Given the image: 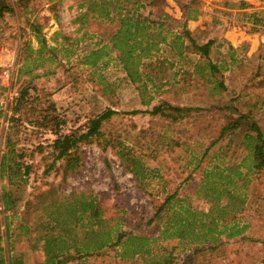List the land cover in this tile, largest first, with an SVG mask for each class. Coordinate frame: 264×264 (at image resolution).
Listing matches in <instances>:
<instances>
[{"label": "rangeland", "instance_id": "obj_1", "mask_svg": "<svg viewBox=\"0 0 264 264\" xmlns=\"http://www.w3.org/2000/svg\"><path fill=\"white\" fill-rule=\"evenodd\" d=\"M8 1L14 12L5 15L0 21V156L6 151V135L10 134V139L17 144L16 149L24 156L22 162L30 170L25 184L18 187L11 188L5 179L0 180V206L3 188L12 189L20 197L16 203L17 209L22 208L25 202L27 206L39 204V214L44 220L38 217L37 223L41 226L46 224V213L55 210L56 217L63 222L67 220L65 224L68 225L65 227H70L76 219V206L72 202L92 195L96 198V210L99 209L102 217L109 220L107 226L116 223L121 233L140 234L149 238L158 237L163 223L171 214L167 210L165 214H160V219H154L167 195L176 193L177 199L184 200L196 210L206 212L209 205L200 197L197 187L204 170L223 166L221 147L217 143L213 144L217 139L218 128L225 122L227 115L220 107L227 104L231 96L242 95L243 99L251 100L250 104H256L257 108L252 115L255 120L264 124V86L259 79H255L252 84L256 87L246 88L251 84L249 80L254 79L252 75L259 64V54L264 53V47L260 49L264 46L263 35L256 34L252 37L244 34L250 28L246 17L253 11H238L239 0H196L198 5H192V0H163L164 5L152 8L154 20L163 12L177 21L182 18L181 5H189L199 13L196 21L187 22V25L191 31L202 30L205 35L199 34L200 41L215 39L217 42L225 40L223 36L226 35L235 44L238 39L240 46L237 47V56L240 57L243 68L238 71L235 66L227 65L223 81L228 90L220 95L212 92V85L200 76L184 74L194 70L193 64L198 60L194 56L181 59L167 55V64H171L172 68L164 67L165 71L153 80L152 85L156 88L147 84L146 91L130 83L113 54L109 56L106 66L98 72L83 67L80 64L82 58L106 43V29L109 27L108 21L98 19L93 22L89 18L87 25L90 27L85 25L78 30L74 20L77 14L84 11L79 7L87 5L85 0H28L23 3V0ZM135 1L131 0V3ZM131 3L123 4L124 8L131 11ZM260 6L264 7V3ZM257 7L258 5L253 6ZM148 10L150 8L144 13L147 14ZM33 22L42 27L41 34L46 38L48 46H57L52 41L57 33L72 40L82 38L77 45L68 48L74 51L68 63L61 47H57L50 55L47 50L38 54L40 47L29 28ZM252 32L251 30L250 33ZM56 39L57 42L62 40L60 36ZM251 47L252 50L254 47L253 51ZM220 50L227 51V46L223 43ZM24 57L26 60L22 61L21 58ZM49 57L54 59L49 60ZM212 60L217 63L216 56ZM29 71L31 73L27 75L26 72ZM98 73L102 82L95 75ZM31 75L38 77L32 80L34 88L29 91V95L38 98L48 95L57 114L65 120L64 126L55 129L53 123L47 128L38 124L42 110L47 107L43 100L32 111H22L15 115L17 122H9L13 116L11 108ZM175 75V80L185 79L191 88L186 92L182 91L180 85L185 82L180 85L173 83ZM165 82L169 85L158 88ZM146 101H149V105H144ZM160 101L178 107L200 108L203 111L193 112L177 123L151 117L147 113L130 114L135 110L149 111ZM107 109L114 110L117 114L102 124L103 136L100 139L89 144H79L80 166L63 181L64 161L54 160L57 154L55 146L61 148L64 138L72 130L80 128L85 131L87 120ZM143 130L147 132L145 136L140 134ZM115 136H119L129 148H134L137 143L142 145L143 149L138 151L140 162L149 170H156L157 175L148 173L144 185L140 186L111 146L109 141ZM66 151H71V148ZM152 155H156V159ZM233 162L238 161L233 160L231 163ZM238 191L247 196L248 208L249 199L256 192L254 184ZM59 201L70 204L61 205ZM54 202L58 204L52 208ZM44 207L48 209H43ZM250 208L253 209L254 205L251 204ZM26 211L32 215L36 210ZM0 215H3L1 211ZM17 219L12 223L22 222L20 217ZM86 221L88 217H85L83 223ZM249 221L251 225L244 234L246 239L225 241L222 238L223 244L212 255L206 250L197 251L211 245L187 248L186 243L178 239H159L150 244V248L157 254H171L172 264H247V256L257 259L255 264H259L264 257V225L255 217ZM76 230L79 231L78 228ZM84 232L85 229L78 232L76 239H81ZM26 233L19 229L12 232L15 240L21 238V242L15 245L17 253L27 252L29 245L23 242V234ZM4 234L3 230V238ZM52 235L54 233L49 236ZM71 254L73 256V251ZM108 254L114 253L110 250ZM39 256L37 254L32 259ZM89 260L82 259L84 264ZM104 261H91L89 264H105ZM68 264H76V261Z\"/></svg>", "mask_w": 264, "mask_h": 264}, {"label": "trees", "instance_id": "obj_2", "mask_svg": "<svg viewBox=\"0 0 264 264\" xmlns=\"http://www.w3.org/2000/svg\"><path fill=\"white\" fill-rule=\"evenodd\" d=\"M85 1L87 5L79 7L84 11L77 14L74 20V24L78 25V30L87 25L89 18L93 22L98 21V19L109 22V27L106 29L108 33L106 43L91 51L80 61L83 67L93 72H98L101 68H104L109 56L113 54L130 83L138 89L146 91L147 84L152 85L154 78L165 71L164 67L172 68L171 64H167L169 62L166 58L167 55L181 59L194 56L198 58L197 62L193 64L194 70L192 72L186 71L184 74L186 76H200L206 83L212 85V92L222 95L228 90L223 81V72L227 71V65L235 66L238 71L243 68L240 64L241 59L237 56L238 48L232 47L226 40L222 39L217 42L215 39L205 41L201 39L200 41L199 34L205 35L202 30L190 31L188 29L187 22L196 21L199 13L197 10H192L189 5H181L182 18L176 21L163 12L155 20L152 18V8L164 5L163 0H136L133 3H131V0H114L115 2L109 0ZM21 2H28V0ZM126 3H131V11L124 8L123 4ZM191 4L198 5L196 0H192ZM248 7V4L243 1L238 4L239 10ZM148 8L150 10L145 14L144 11ZM140 10L142 11L139 12ZM13 12L14 10L8 0H0V21L5 15H11ZM250 17L252 31L264 36V12L261 14L253 13ZM29 28L40 47L38 54H41L43 50H47L50 55V53L53 54L56 51L57 47H61L60 49H63L66 54V63L74 55L73 49L68 48H71L74 44L77 45L82 40V38L72 40L68 36L57 33L52 38L57 46H48L46 38L41 34L42 27L39 24L33 22L29 25ZM57 36L62 38L61 42H57ZM223 43L227 46L225 52L220 50ZM263 47L261 46L260 49ZM214 56L217 57V63L212 60ZM52 59L54 58L49 57V60ZM258 59L259 64L252 75L254 79L249 80L251 84L246 88L256 87L252 84V80L255 79H259L262 86H264L263 52L259 54ZM21 60L25 61L26 57L21 58ZM26 73L30 75L31 72ZM95 75L99 78V82L103 81L99 73ZM176 75L173 83L180 85V83L185 82L182 86L180 85V89L185 92L188 91L191 86L186 83L185 79L175 80ZM37 77V75H31L26 82V86L21 91L15 105L11 108L13 116L9 122H17L18 119L14 118L15 115L21 114L22 111H32L43 100L47 107L42 110L43 114L38 124L47 128L48 125L53 123L55 129H58L64 126L66 122L57 114L55 106L49 100L48 95L42 98L29 95V91L34 88L32 80ZM167 85H169L168 82L161 83L158 88ZM152 87L156 88L155 85H152ZM250 102V99L246 100L243 99L242 95L235 94V96H231L227 104L220 107L222 111H226L227 115L225 122L218 128L217 139L213 144L217 143L221 147L219 149L221 150L220 155L223 159V166H214L211 170H204L197 187L200 197L209 205L206 212L196 210L186 204L184 200L177 199L176 193L167 195L157 210L154 219H160V214H165L167 210L171 214L163 223L162 230L158 232V237L149 238L140 234L121 233L120 227L116 223L113 226H107L109 220L102 217L99 209L96 210V198L92 195L83 196L72 202L76 206V214L74 215L76 219L72 221L70 227H65V225H68L65 224L67 220L63 222L61 218L56 217L55 210L49 209L50 213H46L47 222L45 226H42V235L36 240V243L41 241L43 243L46 264L54 262L55 264H66L74 261H76V264H84L85 262L82 259L105 260V264H172L171 254L169 256H165L164 253L157 254L150 248V244L156 243L159 239H178L186 243L187 248L190 246H201L202 248L211 245L209 248L197 251L206 250L212 255L223 244L222 238L225 241L235 238H239V240L246 239L244 234L251 225L250 219L255 217L257 221L264 225V124L254 119L252 114L257 106L256 104H250ZM144 105H149V101L144 102ZM199 111L203 110L173 106L168 102L160 101L149 111L135 110L130 114L147 113L151 117H159L169 120L171 123H177L184 120L191 113ZM116 114L117 112L114 110L107 109L101 114L88 119L85 124V131L80 128L72 130L68 135L71 151H63L62 148L55 146L57 154L54 160L64 161L62 166L63 181L80 166L79 144H89L93 140L100 139L103 136L101 132L102 124ZM140 134L145 136L147 132L143 130ZM10 137V134L6 135L4 145L6 151L0 156V180L5 179L9 186L14 188V186L18 187L20 184H25L30 167L22 162L24 156L16 149L17 144ZM150 140L152 141V138ZM109 142L116 150V155L122 161L125 169L133 175L140 186L144 185L148 173L157 175L156 170H149L140 162L141 157H138L140 154L138 151L143 149L142 145L137 143L134 148H129L119 139V136L113 137ZM151 157L156 159V155ZM233 160L238 162L231 163ZM250 184H254L256 192L249 199L247 208V196L238 190H245ZM19 199L20 197L16 191L3 188L1 201L5 212L15 208ZM57 204V202H54L51 207L54 208ZM59 204L68 206L70 203L59 201ZM251 204L254 205L253 209L250 208ZM38 207L39 204H36V206L31 204L27 210L40 211ZM43 209L48 208L44 207ZM85 217H88V221L83 223ZM83 229H85V232L82 233V238L77 240L78 232H82ZM76 231L77 233H75ZM53 233L54 235L49 236ZM49 237L52 239H47ZM110 250L114 254L109 255L108 251ZM90 260L89 262H91ZM256 260L247 256V264H255ZM263 263L264 257L259 264Z\"/></svg>", "mask_w": 264, "mask_h": 264}, {"label": "crops", "instance_id": "obj_3", "mask_svg": "<svg viewBox=\"0 0 264 264\" xmlns=\"http://www.w3.org/2000/svg\"><path fill=\"white\" fill-rule=\"evenodd\" d=\"M245 2L246 4H248V8L243 9V10H239L238 11H244V10H252L253 12H251L249 14L248 17H246L247 22L249 23L250 28L248 30H253L252 24H251V14L255 13V14H261L262 12H264V7L260 6L264 3V0H239V2ZM254 5H258L257 8H253ZM249 20V21H248ZM192 22V21H188ZM188 27V25H187ZM189 29V27H188ZM190 30V29H189ZM241 30V29H239ZM247 30V31H248ZM250 30V32H251ZM191 31V30H190ZM246 33H244L245 35H252V37L256 34H258V36H260L261 34L258 32H252L250 33L249 31ZM259 38V37H258ZM223 39H225L232 47L237 48L238 46H240L239 43L234 44L233 43V39L230 40L228 38V36L224 35ZM254 50V47H253ZM252 47H251V51ZM30 199V198H28ZM26 205V202H25ZM23 204L22 208L17 209L16 207L13 209H9L8 211H4L3 205L1 203V214H3L2 217V221H0V249H1V256H0V264H46V257L45 254L43 252V243L38 242L36 243V240L39 236L42 235V229L43 227L39 224V222L37 223V218H42L41 214H39V211H35L34 214L30 215V212H27V208H30V206H25ZM31 210V209H28ZM7 216H5V215ZM17 217H20L22 222L21 223H12L13 220H18ZM1 220V218H0ZM44 220V219H43ZM45 221L47 222V218H45ZM21 230V231H26V234H23L24 243H27L29 246L27 247V252H21V253H17L15 251V245L17 244V242H21V238L18 240H15L12 232L13 231H17V230ZM5 231L4 234V238L2 236V231ZM17 238V236H16ZM35 246V247H34ZM24 251V250H23ZM37 254H40L39 257L32 259V257H35ZM52 264H55L52 263ZM68 264V263H66Z\"/></svg>", "mask_w": 264, "mask_h": 264}, {"label": "water", "instance_id": "obj_4", "mask_svg": "<svg viewBox=\"0 0 264 264\" xmlns=\"http://www.w3.org/2000/svg\"><path fill=\"white\" fill-rule=\"evenodd\" d=\"M61 148H62L63 151H66V150L71 148V144H70V141H69L68 137L64 138V140L62 142V145H61Z\"/></svg>", "mask_w": 264, "mask_h": 264}, {"label": "built area", "instance_id": "obj_5", "mask_svg": "<svg viewBox=\"0 0 264 264\" xmlns=\"http://www.w3.org/2000/svg\"><path fill=\"white\" fill-rule=\"evenodd\" d=\"M0 210H2V208Z\"/></svg>", "mask_w": 264, "mask_h": 264}]
</instances>
